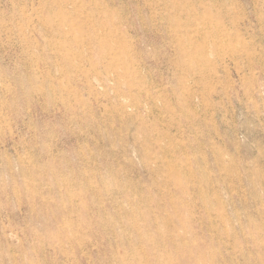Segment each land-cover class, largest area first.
<instances>
[{
    "label": "rangeland",
    "instance_id": "rangeland-1",
    "mask_svg": "<svg viewBox=\"0 0 264 264\" xmlns=\"http://www.w3.org/2000/svg\"><path fill=\"white\" fill-rule=\"evenodd\" d=\"M0 264H264V0H0Z\"/></svg>",
    "mask_w": 264,
    "mask_h": 264
}]
</instances>
